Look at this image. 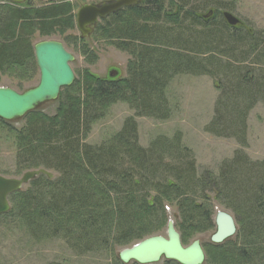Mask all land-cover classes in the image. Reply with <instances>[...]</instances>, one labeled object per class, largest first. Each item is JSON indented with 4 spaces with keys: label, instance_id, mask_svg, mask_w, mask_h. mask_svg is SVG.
Segmentation results:
<instances>
[{
    "label": "trees",
    "instance_id": "1",
    "mask_svg": "<svg viewBox=\"0 0 264 264\" xmlns=\"http://www.w3.org/2000/svg\"><path fill=\"white\" fill-rule=\"evenodd\" d=\"M5 1L0 5V72H21L26 78L37 69L33 37L74 30V8L69 2ZM208 1L144 0L140 8L111 16L95 33L131 56L126 78L103 79L84 70L61 91L54 116L36 110L23 118L20 129L0 119L15 137L19 171L43 168L59 175L40 176L11 195V210L0 221L12 218L33 238L63 239L78 253L104 252L110 264H119L117 247L141 241L167 223L165 202H176L185 215L182 242L190 228L212 229V206L196 199L210 201L214 194L239 230L233 240L210 245L211 264H264V162H252L244 153L249 114L264 104V30L243 23L231 27L225 19L218 24L224 12ZM177 75L207 76L216 83L219 95L205 131L241 147L217 174H198L195 155L180 132L160 135L147 148L139 143L137 118L171 117L165 90ZM119 102L134 116L108 142L88 145L92 125ZM189 212L199 214L198 224H191Z\"/></svg>",
    "mask_w": 264,
    "mask_h": 264
},
{
    "label": "rangeland",
    "instance_id": "2",
    "mask_svg": "<svg viewBox=\"0 0 264 264\" xmlns=\"http://www.w3.org/2000/svg\"><path fill=\"white\" fill-rule=\"evenodd\" d=\"M60 1L71 2L75 13L82 6L96 2L94 0ZM29 2L33 6L48 4L47 0H30ZM207 3L217 9L220 14L230 12L247 28L264 30V0H209ZM208 10L204 11V14ZM222 19H224L223 16L218 15L216 22L222 24ZM42 41L60 42L72 54L74 61L71 63V68L75 74V81L82 78L84 70L103 79H108L113 71L118 72V78H126L128 75L127 67L131 56L118 50L107 40H98L97 33L82 40L76 26L74 30L68 31L62 36L42 38L37 34L33 37L32 44L35 46ZM85 46L89 48V52L86 54L83 51ZM39 81L38 66L35 72H31L26 78H23L21 72H0V88H9L18 93L35 88ZM165 93L171 108V117L166 121L146 117L137 118L140 145L147 148L160 135L172 137L180 132L184 145L191 149L195 155L198 174L207 170L217 174L220 165L224 161L231 160L235 152L241 150V147L233 139L217 138L205 131L206 125L213 117L215 101L219 95L215 81L207 76L177 75L170 81ZM59 104L60 102L57 100L46 103L37 110L54 116ZM134 114L129 105L121 102L114 104L109 108L104 118L92 125L86 143L90 146H100L108 142L121 130L123 122ZM11 123L14 128L20 129L25 121L20 119ZM244 153L252 162H264V104L262 103L256 105L249 114L248 146L244 149ZM40 169L19 171L16 161L15 137L0 126V176L20 179L26 172ZM50 172L54 178L59 176L56 172ZM28 187L29 185L25 186L23 190H27ZM209 197L210 201L196 199V203L211 205L212 207L209 209L213 210V219L219 211L231 214L221 202L215 199L214 194ZM164 204L168 216L167 221L173 220L182 236L180 223L185 215L176 206V202H165ZM189 213L191 214V224H198L199 214ZM159 226L156 227L154 233L144 237L141 241L153 236L166 237L167 224ZM215 232L214 227L208 230L203 227L190 228L186 232L187 236L183 245L188 247L194 241H199L205 249L204 264H211L213 260L209 247L212 245L211 236ZM141 241L137 240L124 247H117V255ZM110 260L111 258L104 252L78 253L67 247L63 239L33 238L23 226L15 223L12 218L0 221V264H110Z\"/></svg>",
    "mask_w": 264,
    "mask_h": 264
},
{
    "label": "water",
    "instance_id": "3",
    "mask_svg": "<svg viewBox=\"0 0 264 264\" xmlns=\"http://www.w3.org/2000/svg\"><path fill=\"white\" fill-rule=\"evenodd\" d=\"M9 1L14 5H23L28 0ZM140 2L141 0H113L99 5L82 6L77 13L78 30L83 37H88L92 33L90 27L95 26L98 19H104L110 14ZM223 17L231 27H236L241 23L229 12H224ZM34 54L40 72L38 86L24 93H18L9 88H0V119L5 122L23 119L42 105L57 101L61 91L74 84L75 74L71 68L74 57L62 43L42 41L34 46ZM117 76L118 72L116 71L110 73L112 79ZM40 176H45L50 180L54 179V175L45 169L26 172L20 179L0 176V216L10 212V196L22 191L25 186ZM216 225V232L211 237L214 244H222L237 233L235 220L226 212L219 211L217 213ZM119 257L125 264L131 262L156 264L162 259L178 264H204L206 259L199 241H194L188 247L183 245L181 236L175 230L172 221L168 226L167 237L147 238L133 247L121 251Z\"/></svg>",
    "mask_w": 264,
    "mask_h": 264
},
{
    "label": "flooded vegetation",
    "instance_id": "4",
    "mask_svg": "<svg viewBox=\"0 0 264 264\" xmlns=\"http://www.w3.org/2000/svg\"><path fill=\"white\" fill-rule=\"evenodd\" d=\"M29 1H30V0H28L25 4L29 3ZM94 1H95V0H94ZM110 1H113V0H107V1H96V2H92V3H90L89 5H91V4L99 5V4L103 3V2H110ZM169 1H170V0H165V3L169 5ZM143 2H144V0H141V2L138 3V4H136V5H133V6H131V7H127V8H123V9H121L120 11H118V12H116V13H113V14L108 15V16H107L106 18H104V19H98L97 24H96L95 26L90 27V29L92 30V33H91L88 37H83V35H82L81 32L79 31L80 34H81V38H82V39H86V38L91 37V36L96 32L97 28H98L100 25H103L105 21H108V20L110 19L111 16H116L117 14H119V13H121L122 11H125V10H127V9L140 8V7L142 6ZM10 3H11V2H10ZM61 3H66V2H61ZM69 3L71 4V2H69ZM11 4H12V3H11ZM79 10H80V9H78V11H79ZM78 11H77V13H78ZM209 12H212V11H209ZM77 13L74 12V14H75V18H76V26H77ZM77 29H78V27H77ZM88 29H89V28H88ZM35 60H36V58H35ZM36 64H37V62H36ZM226 213H228V212H226ZM228 214H230V213H228ZM231 214H232V213H231ZM231 214H230V215H231ZM216 216H217V214H216ZM216 216H215L214 219L212 218V220H213V225H214V229H215V230L217 229V225H216ZM231 216L233 217V219L235 220L236 225L238 226V223H237V220H236L235 216H234V215H231ZM212 217H213V216H212ZM171 221H172L173 224H174L175 230L178 231L177 228H176L175 222H174L173 220H170V219H169V220L167 221V223H166V224H167V231H168L169 223H170ZM180 236H181V235H180ZM166 237H167V232H166ZM211 237H212V236H211ZM231 239H233V238H231ZM231 239H229V240H231ZM181 240H182V238H181ZM210 241H211V239H210ZM227 241H228V240H227ZM225 242H226V241H225ZM225 242H224V243H225ZM182 243H183V242H182ZM200 244H201V243H200ZM211 244H212V245H217V244L212 243V241H211ZM222 244H223V243H222ZM219 245H221V244H219ZM201 246H202V248H203V250H204V252H205V249H204L203 245H201ZM119 255H120V253L117 255L119 264H125V263H123V262L121 261ZM205 256H206V254H205ZM116 264H117V262H116ZM128 264H137V263L131 262V263H128ZM156 264H178V263L173 262V261H167V260H165V259H162L161 261H159V262L156 263Z\"/></svg>",
    "mask_w": 264,
    "mask_h": 264
},
{
    "label": "built area",
    "instance_id": "5",
    "mask_svg": "<svg viewBox=\"0 0 264 264\" xmlns=\"http://www.w3.org/2000/svg\"><path fill=\"white\" fill-rule=\"evenodd\" d=\"M62 1L60 0H47L48 4H57V3H61ZM7 3L5 0H0V5H3Z\"/></svg>",
    "mask_w": 264,
    "mask_h": 264
}]
</instances>
